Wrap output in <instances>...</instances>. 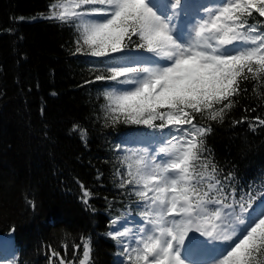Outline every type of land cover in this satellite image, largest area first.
<instances>
[{
    "label": "snow or ice",
    "instance_id": "snow-or-ice-1",
    "mask_svg": "<svg viewBox=\"0 0 264 264\" xmlns=\"http://www.w3.org/2000/svg\"><path fill=\"white\" fill-rule=\"evenodd\" d=\"M183 7L182 0H55L44 18L75 27L73 55L108 58V75L87 81L113 82L104 93L108 119L162 134L169 130L158 159L122 161L127 172L121 173L119 186H133L138 206L143 205L144 227L134 237L127 230L109 233L121 246L120 264H186L182 250L190 232L224 246L207 264H264V192L238 196L222 183L217 166L204 155L212 127L194 123L198 116L222 123L238 103L235 97L248 91L241 82L264 83V0H221L205 8L207 19L201 17L182 38L172 20ZM133 52L148 53L152 62L116 66ZM254 120L249 123L253 132L264 128V118ZM77 129L73 125V132ZM79 131L83 140L86 130ZM81 188L87 205L90 193ZM82 245L79 264H91L90 240ZM66 255L67 245L64 257L51 249L50 264L53 257L58 264H73ZM0 264H14V257H0Z\"/></svg>",
    "mask_w": 264,
    "mask_h": 264
},
{
    "label": "trees",
    "instance_id": "trees-1",
    "mask_svg": "<svg viewBox=\"0 0 264 264\" xmlns=\"http://www.w3.org/2000/svg\"><path fill=\"white\" fill-rule=\"evenodd\" d=\"M53 2L0 0V233L15 231L27 264H50L51 249L64 257L65 245L66 259L79 264L84 239L91 264H120L121 246L109 233L127 207L138 210L130 185L119 186L125 167L116 145L146 126L108 119L111 81H87L108 75L109 60L73 55L75 27L44 18ZM244 87L222 123L194 121L211 125L204 155L238 196L264 192V128H249L264 118V83ZM81 185L90 193L87 205Z\"/></svg>",
    "mask_w": 264,
    "mask_h": 264
},
{
    "label": "rangeland",
    "instance_id": "rangeland-1",
    "mask_svg": "<svg viewBox=\"0 0 264 264\" xmlns=\"http://www.w3.org/2000/svg\"><path fill=\"white\" fill-rule=\"evenodd\" d=\"M220 3H221V0H216V1L213 3V6H214V7H217ZM185 5H186V3H185ZM197 11H198V9H197ZM179 29L181 30V28H179ZM181 32H182V33H186V30H181ZM137 57H138L137 59H135V60H133V61H131V62H126L125 64H129V63H144V61H146L147 63H151V62H152V59L150 58V56H149L148 53H146V56H143V55L141 54V55H139V56H137ZM120 87L123 88V87H131V86H120ZM153 153H154V152L151 151L150 149H148L146 146H145L144 152L142 151V149H140V153H139V150H138L137 147H135V148L133 147V149H131V150L128 151V155H129V157H132L133 159L138 158V157H140V156L152 157V154H153ZM126 230L129 232L130 237H134V236L136 235L137 231H138L137 228H135V229L127 228ZM135 230H137V231H135ZM189 236H192V239L189 240V241H194V239H195L196 237H201L199 233H192V232L189 233ZM202 239H206V238H205V237H202ZM187 242H188V241H187V239H186V240H185V244H186ZM209 244H210V243H209ZM186 264H187V263H186Z\"/></svg>",
    "mask_w": 264,
    "mask_h": 264
}]
</instances>
